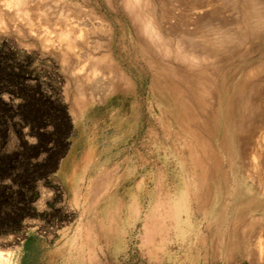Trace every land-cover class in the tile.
Here are the masks:
<instances>
[{
    "label": "rangeland",
    "instance_id": "rangeland-1",
    "mask_svg": "<svg viewBox=\"0 0 264 264\" xmlns=\"http://www.w3.org/2000/svg\"><path fill=\"white\" fill-rule=\"evenodd\" d=\"M51 103L81 139L16 165ZM0 253L264 264V0H0Z\"/></svg>",
    "mask_w": 264,
    "mask_h": 264
},
{
    "label": "flooded vegetation",
    "instance_id": "flooded-vegetation-1",
    "mask_svg": "<svg viewBox=\"0 0 264 264\" xmlns=\"http://www.w3.org/2000/svg\"><path fill=\"white\" fill-rule=\"evenodd\" d=\"M51 105L53 104L51 103ZM45 108L48 110L40 114H37V111L32 114L34 122L30 121L28 124L29 134L36 137V142L31 146H27L26 144L21 145L29 150L21 149L23 151L18 152L12 160L16 162V165L20 164L27 167L41 165L57 166L58 162H62L65 154L69 151V145L76 135L72 132L75 125L73 126L74 120L70 114L69 107H62L58 103V105L46 106ZM21 116V119L25 121V117ZM20 124H16V129H21ZM60 147L63 149V154L57 156ZM30 150L31 152L35 150L36 153L29 154ZM40 152H46V156L38 157Z\"/></svg>",
    "mask_w": 264,
    "mask_h": 264
},
{
    "label": "crops",
    "instance_id": "crops-1",
    "mask_svg": "<svg viewBox=\"0 0 264 264\" xmlns=\"http://www.w3.org/2000/svg\"><path fill=\"white\" fill-rule=\"evenodd\" d=\"M76 103V102H75ZM98 109L100 110V112H103L104 110H107V112L105 113L106 114V120L105 121H109V119H108V117H109V113H111V111H110V109H112V108H110V106H109V103L108 102H103V104L102 105H100L99 107H98ZM115 114H113V116H114ZM118 116L119 115H117V117H116V123L113 121V120H111V121H109L110 122V125H111V127H116V126H118L117 124H118V122L120 121L119 119H118ZM102 119V118H101ZM77 123H78V125L80 126H78L77 125ZM75 129H76V135H75V138L74 139H78V140H80L81 138H80V136L81 135H83L81 132V129H82V123H80V120H78V121H76L75 122ZM104 176V177H103ZM102 177H100V180L97 182V183H101V188L100 189H102V191H103V189L105 188V186H108L110 183H111V177H110V175H108L107 173L106 174H104ZM98 185V184H97ZM97 187V186H96ZM96 187H92V190L90 191V201H92L93 200V195L95 194V193H98V192H96L95 190L98 188H96ZM108 192V191H107ZM109 198V197H108ZM104 200H108L107 198H105Z\"/></svg>",
    "mask_w": 264,
    "mask_h": 264
},
{
    "label": "bare ground",
    "instance_id": "bare-ground-1",
    "mask_svg": "<svg viewBox=\"0 0 264 264\" xmlns=\"http://www.w3.org/2000/svg\"><path fill=\"white\" fill-rule=\"evenodd\" d=\"M60 30H61V29H60ZM65 30H67V29H65ZM69 32H70V31H69ZM69 32H67L68 34H66L67 39H66V36H63V37L61 36V37L64 39V41L67 42V43H66L67 48L72 49L74 45L72 46V42H70V40H68ZM62 34H64V33H62ZM62 34H60V35H62ZM62 38H60L59 41H60ZM61 42H62V40H61ZM54 43H55V42H54ZM58 45H59V42H58ZM58 45H57V46H58ZM75 46H76V45H75ZM71 47H72V48H71ZM83 54L85 55V53H83ZM80 56H81V55H80ZM82 57H83V56H82ZM97 58H99V57H97ZM102 58H103V57H102ZM91 59H92V58H91ZM84 60H85V59H84ZM101 60H102V59H101ZM83 62H84V61H83ZM79 67H80V66H79ZM97 184H98V186H97L98 188L96 187L97 189H96L95 191L98 192V193H100V191H101V190H100V188H101L100 185H101V184H100V183H97ZM99 184H100V185H99ZM2 260H3V261H6V260H8V258L4 257Z\"/></svg>",
    "mask_w": 264,
    "mask_h": 264
},
{
    "label": "clouds",
    "instance_id": "clouds-1",
    "mask_svg": "<svg viewBox=\"0 0 264 264\" xmlns=\"http://www.w3.org/2000/svg\"><path fill=\"white\" fill-rule=\"evenodd\" d=\"M4 255L3 253H0V256ZM4 264H13L12 260L9 259V260H6L4 261Z\"/></svg>",
    "mask_w": 264,
    "mask_h": 264
}]
</instances>
